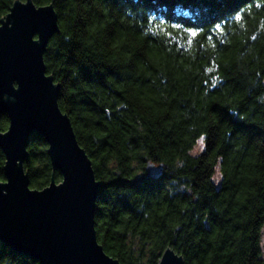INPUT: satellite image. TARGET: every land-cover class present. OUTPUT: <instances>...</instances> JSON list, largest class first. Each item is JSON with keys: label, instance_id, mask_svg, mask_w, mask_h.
<instances>
[{"label": "trees", "instance_id": "obj_1", "mask_svg": "<svg viewBox=\"0 0 264 264\" xmlns=\"http://www.w3.org/2000/svg\"><path fill=\"white\" fill-rule=\"evenodd\" d=\"M32 1L58 16L43 60L100 182L104 251L120 264H157L167 247L185 264H264V0ZM46 148L32 132L31 188L61 180ZM4 160L0 149V180ZM146 161L160 177L143 178ZM0 264L40 263L0 241Z\"/></svg>", "mask_w": 264, "mask_h": 264}, {"label": "water", "instance_id": "obj_2", "mask_svg": "<svg viewBox=\"0 0 264 264\" xmlns=\"http://www.w3.org/2000/svg\"><path fill=\"white\" fill-rule=\"evenodd\" d=\"M59 31L52 4L14 0L0 18V241L40 264H120L98 242L94 226L100 182L92 161L77 140L71 120L58 105L60 85L47 74L43 53ZM36 132L47 144L53 172L41 189L29 186L24 162L29 136ZM162 164L146 161L143 178L157 179ZM157 264H185L167 247Z\"/></svg>", "mask_w": 264, "mask_h": 264}, {"label": "rangeland", "instance_id": "obj_3", "mask_svg": "<svg viewBox=\"0 0 264 264\" xmlns=\"http://www.w3.org/2000/svg\"><path fill=\"white\" fill-rule=\"evenodd\" d=\"M202 148H203V144H202L201 139H199V140H197L195 146L192 148L191 153L196 154V153L200 152L202 150ZM214 179H215V181H218V179H219L218 171H216ZM260 245H261V250H262V257H264V226L262 228Z\"/></svg>", "mask_w": 264, "mask_h": 264}]
</instances>
